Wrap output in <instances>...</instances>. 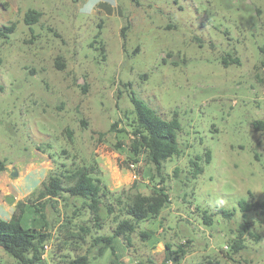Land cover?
I'll return each instance as SVG.
<instances>
[{"label": "rangeland", "instance_id": "rangeland-1", "mask_svg": "<svg viewBox=\"0 0 264 264\" xmlns=\"http://www.w3.org/2000/svg\"><path fill=\"white\" fill-rule=\"evenodd\" d=\"M29 9L40 12L30 25ZM11 24L0 39V218L22 204L23 226L46 225L43 264L81 254L91 264L113 259L91 245L92 235L112 234L111 216L80 240L63 229L67 220L74 232L91 224L80 198L40 199L44 218L30 205L51 174L96 165L113 196L148 193L159 180L145 159L131 166V93L177 117L180 154L163 163L170 202L139 223L129 244L113 239L114 264H264V213L238 208L240 199L264 200V131L252 125L264 120V0H0V26ZM196 156L203 171L193 178ZM244 219L260 238L246 234L245 248L229 258ZM181 244L184 254L169 256ZM0 264L18 262L0 248Z\"/></svg>", "mask_w": 264, "mask_h": 264}, {"label": "trees", "instance_id": "trees-1", "mask_svg": "<svg viewBox=\"0 0 264 264\" xmlns=\"http://www.w3.org/2000/svg\"><path fill=\"white\" fill-rule=\"evenodd\" d=\"M40 12L34 9H29L24 15L26 24H33L39 20ZM15 29V25L0 26V39L8 38L9 34ZM225 64L229 62L223 59ZM231 63L239 64L238 57H232ZM130 101L133 105V117L128 125L130 126L129 136L130 143L128 145L129 153L134 157L132 160L134 164L141 158L145 159L152 165L155 176L159 180L151 186L148 193H143L138 189L129 193L114 195L104 185L98 176L100 170L96 165L78 166L71 171H62L57 174H51L47 180L42 181L40 187L34 191L36 194V201L32 204L35 211L42 213L44 203L40 199L48 201L55 200L62 192H66L70 196L78 197L82 200L83 208L87 209L90 214V225H80L79 230L74 232L69 230L67 224H63L68 235L66 237L75 239L86 238L94 228L96 232L103 227L105 218L111 216L113 226L111 228L112 234H95L92 235L91 245L94 247L98 256H103L109 250L113 256L111 264H114L118 259L113 239L121 237L126 240V244L130 243V235L136 232L139 223L149 219L157 218L162 209L170 202V195L165 185V176L163 175V163L165 160L173 155L180 154V147L177 141L178 132L180 131V123L176 116L171 118L162 117L157 111L151 108L144 100L138 98L133 93L130 94ZM252 125L255 130L264 131V120H253ZM112 130L116 128V123L111 125ZM120 131H125L121 129ZM205 162L209 163L211 160V153L206 150L204 153ZM140 158V159H139ZM201 156H196L191 159L190 174L196 178L202 171L203 167L200 164ZM6 169L3 160H0V172ZM175 175L178 174V169L173 171ZM154 179V177H153ZM152 179V180H153ZM133 189V188H132ZM252 197V192L249 191ZM19 212H15L11 218H0V248L7 254L13 257L18 264H43L44 246L50 239V233L43 224L40 227H25L22 224L23 208L22 204L18 207ZM238 208L241 212L256 211L264 213V200L247 201L240 199L238 201ZM218 213H221L225 218L230 219L234 215V211L219 208ZM203 222L206 225L213 223L212 214L206 210L203 211ZM250 223L244 219L236 229L234 238L230 241V248L225 254L231 258L232 254H237L240 250L245 248L244 239L248 234L256 240L260 236L250 231ZM143 238H148L147 231H139ZM184 245L181 244L178 250L169 252V256L175 255L178 259V252L180 255L184 254ZM169 250L170 245L166 244ZM66 264H91L89 256L86 254L76 255L68 258ZM208 263L219 264L218 261L208 260Z\"/></svg>", "mask_w": 264, "mask_h": 264}, {"label": "water", "instance_id": "water-1", "mask_svg": "<svg viewBox=\"0 0 264 264\" xmlns=\"http://www.w3.org/2000/svg\"><path fill=\"white\" fill-rule=\"evenodd\" d=\"M7 200L9 201V202H12L13 200H12V197H7Z\"/></svg>", "mask_w": 264, "mask_h": 264}, {"label": "built area", "instance_id": "built-area-1", "mask_svg": "<svg viewBox=\"0 0 264 264\" xmlns=\"http://www.w3.org/2000/svg\"><path fill=\"white\" fill-rule=\"evenodd\" d=\"M131 166H132V167H134V166H135V164H134V163H132V164H131ZM44 248H46V245L44 246Z\"/></svg>", "mask_w": 264, "mask_h": 264}]
</instances>
